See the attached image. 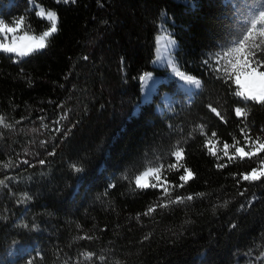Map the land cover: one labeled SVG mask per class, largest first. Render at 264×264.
I'll use <instances>...</instances> for the list:
<instances>
[{"label":"trees","instance_id":"1","mask_svg":"<svg viewBox=\"0 0 264 264\" xmlns=\"http://www.w3.org/2000/svg\"><path fill=\"white\" fill-rule=\"evenodd\" d=\"M35 4L56 11L58 31L27 57L0 52V116L11 125L0 126V180L7 185L0 186V264H264V179L239 180L264 153L232 162L224 155L225 144L229 155L235 146L249 151L240 132L245 123L253 139L264 137V105L239 101L235 87L217 79L215 59L209 61L240 25L231 5L224 0ZM30 8L29 0H13L1 14L9 24L24 16L22 28L39 35L50 22ZM162 27L175 41L172 61L201 81L192 98L171 111L156 105L163 92L173 90L172 79L160 82L149 100L140 99L144 73L166 74L152 65ZM235 107L245 108L246 121ZM198 125L205 126L203 133ZM178 142L183 164L193 172L183 187H177L183 168L168 170L176 163L170 152ZM8 162L11 167L2 166ZM161 165L166 185L135 188L136 175ZM165 186L171 199L194 198L168 204ZM160 203L168 206L143 215ZM84 235L94 239H75ZM27 244L34 248L25 250ZM10 247L16 249L12 261ZM82 252L94 253L92 261Z\"/></svg>","mask_w":264,"mask_h":264},{"label":"snow or ice","instance_id":"2","mask_svg":"<svg viewBox=\"0 0 264 264\" xmlns=\"http://www.w3.org/2000/svg\"><path fill=\"white\" fill-rule=\"evenodd\" d=\"M75 2V0H57V3H69ZM29 4L33 5L30 11H35L36 7L35 0H29ZM247 13L243 14V21L238 26V30L234 38L224 45L221 51L216 52L211 59H215L216 67L213 71L217 74V79L223 80L225 84L228 85L229 89L233 86L235 87L232 93L239 101H253L257 104L264 105V0H254V3L250 2L247 5ZM2 12V8H0ZM37 17L45 18L50 22V26L46 27V30L42 31L39 35L30 34L28 31H24L23 35H18L24 24L25 17L20 16L18 19L12 21L11 24L5 22L3 18H0V36L4 39L0 40V52L12 53L16 57H27L30 54L44 49L47 46L48 39L58 31V16L56 11L47 10L45 11L40 7L39 11L35 12ZM9 34H12L11 40H8ZM156 43L159 46L162 39L167 40V45L175 44V41L168 38L162 37L160 35L156 36ZM159 51V47L157 48ZM205 61V63H209ZM211 67V64H209ZM169 67L173 70L176 76L184 80L188 84H193L197 88L201 86V81L195 76L186 74L181 71L180 68L174 62H169ZM149 74L141 76L140 79L143 81ZM212 113L218 116L221 120L224 116L218 111L217 107L209 104L207 106ZM235 115L237 117L243 118L246 121L248 117V112L243 107H235ZM0 126L11 127V125L5 122V117L0 116ZM247 124L245 127L240 128L241 134L244 136L245 145L249 148V151H245V147L235 146L234 155H229L228 149L229 145H224V155L228 156L229 162H232L236 157L243 160L245 157L248 158H258L260 153H264V137L257 136L253 139L248 135ZM198 130L203 133L205 130L204 125H198ZM59 131V129H57ZM264 131V129H262ZM212 136L215 137L216 133L213 132ZM235 145H239L240 141L236 140L233 136ZM208 143H212L211 138L208 139ZM174 146L170 152L171 156L176 158V163H170L168 165V170L183 168V174L179 176V180L183 183L177 185V187H183L193 178V172L191 169L187 168L183 164L184 160V148ZM212 155H216L214 151L209 149ZM53 153H49L52 155ZM23 163L28 164V161ZM39 163L43 165L44 160H40ZM3 167H11V162L5 163ZM224 164H218V168L224 167ZM161 166L148 167L146 170L140 172L135 176V188L136 189H147V188H157L159 186V181L161 179ZM76 171H80L79 168ZM7 179V178H6ZM264 179V159H260L257 167H254L249 172H244L239 175V180L247 181L250 184L256 181H261ZM155 180L156 182H151ZM239 182V181H238ZM0 186L7 187L5 180H0ZM111 187V185H110ZM164 192L168 197V204L183 203L185 200H192L194 197L189 195L186 197L176 196L175 199H171V193L169 189L165 186ZM244 193H240L243 195ZM197 195H203L202 193ZM168 204L160 203L158 205H150L147 211L143 215H151L156 207H167ZM234 227V226H233ZM75 239L78 240H92L93 236L84 235L78 236ZM95 254L92 252H82L80 256L83 257L85 261L91 262ZM101 261L104 260L103 256L98 257ZM28 264H34L33 261H29Z\"/></svg>","mask_w":264,"mask_h":264},{"label":"rangeland","instance_id":"3","mask_svg":"<svg viewBox=\"0 0 264 264\" xmlns=\"http://www.w3.org/2000/svg\"><path fill=\"white\" fill-rule=\"evenodd\" d=\"M12 1L13 0H0V8L4 7L6 5H9ZM224 2L229 3L231 5V7L234 10V16L236 18V21L240 24L243 21V14L247 13V11H248L247 5L250 2V0H224ZM251 2L254 3V0H251ZM36 5H38V4H36ZM38 6L39 7H36L35 12L40 10L41 6L40 5H38ZM45 11H47V10L45 9ZM0 18H3L1 12H0ZM24 31H26V30L21 27V30L19 31L18 35H23ZM30 34H32V33H30ZM158 35H160L162 37H168V38L173 40L171 35L165 29H163V27H162V29H160ZM11 36H12V34H9V36H8L9 41L11 40ZM3 39L4 38L2 36H0V40H3ZM158 47L163 50V53L161 55V58L158 59V56H157L156 50H155V56H154V59L152 61V65L155 68H165L166 74L161 75V77L164 80V82H167L169 79H172L174 82V87H173V90L171 92L165 91L159 96L160 104L156 105V109L159 111H162V109L165 111H171L175 107V105L180 104L182 102H188L192 98L193 94L198 90V88L195 85L188 84L184 80L180 79L178 76L175 75L173 70L169 67V62H173L170 54H171L172 50L174 49L175 44L167 45V40L162 39L161 44L158 46L156 43V39H155V48L157 49ZM8 54L13 55L15 58H20V57H16L15 54H12V53H8ZM152 73H153V75L156 74L154 72H152ZM152 73L146 72L142 76H145V74H152ZM158 84H157V86H158ZM157 86L154 88V91L150 94L149 97H151V95L156 92ZM210 148L212 150L214 149L213 143L210 144ZM150 167H156V166H150ZM147 168H145L144 170H146ZM151 182L155 183L156 181L152 180ZM166 184H167L166 180L161 177V179L159 181V187L166 185ZM31 248H34V245L27 244L25 246V250H30ZM15 253H16L15 248H13V247L8 248V251H7L8 260L12 261ZM248 258L249 259L251 258L250 254H248ZM234 264H246V263L244 261L240 260L238 262H235Z\"/></svg>","mask_w":264,"mask_h":264},{"label":"bare ground","instance_id":"4","mask_svg":"<svg viewBox=\"0 0 264 264\" xmlns=\"http://www.w3.org/2000/svg\"><path fill=\"white\" fill-rule=\"evenodd\" d=\"M163 53V50L159 48V51L156 49V54L158 56V59L161 58V55ZM162 78L159 76H155L153 74H149L145 80H141V100L145 101L149 98L150 94L154 91V88L157 86L159 81H161Z\"/></svg>","mask_w":264,"mask_h":264},{"label":"water","instance_id":"5","mask_svg":"<svg viewBox=\"0 0 264 264\" xmlns=\"http://www.w3.org/2000/svg\"><path fill=\"white\" fill-rule=\"evenodd\" d=\"M33 7V5H31V8ZM21 58V57H20ZM23 58V57H22ZM160 82H164V80L162 79L161 81H159V83ZM150 99V97L147 99V100H149Z\"/></svg>","mask_w":264,"mask_h":264}]
</instances>
